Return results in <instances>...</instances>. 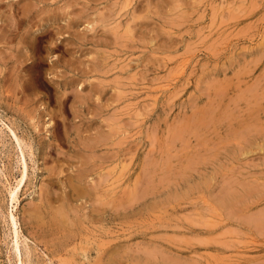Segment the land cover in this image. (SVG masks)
Wrapping results in <instances>:
<instances>
[{"label": "rangeland", "instance_id": "1", "mask_svg": "<svg viewBox=\"0 0 264 264\" xmlns=\"http://www.w3.org/2000/svg\"><path fill=\"white\" fill-rule=\"evenodd\" d=\"M50 2L69 17L87 9L70 29L67 18L49 21L66 27V51L22 48L27 62L43 59L31 71L11 57L17 40L0 41V58L11 57L0 59V264H264V227L242 220L264 211V101L229 99L264 100V0ZM42 5L35 33L45 28ZM238 119L256 125L254 137L237 133ZM102 133L86 184L106 175L113 209L91 217L92 202L79 199L71 217L81 223L55 230L48 213ZM229 190L250 195L222 205Z\"/></svg>", "mask_w": 264, "mask_h": 264}, {"label": "bare ground", "instance_id": "2", "mask_svg": "<svg viewBox=\"0 0 264 264\" xmlns=\"http://www.w3.org/2000/svg\"><path fill=\"white\" fill-rule=\"evenodd\" d=\"M3 1L5 0H0V41L4 42V43H9L12 42L13 40H17V43L19 44L18 46H16V48H12L13 50H17L16 53L12 54L11 57H16V59H20L22 63H26V66L28 67L29 70L33 71L34 69H38L42 66L43 63V59H39V60H32L31 62H27L28 60H30V57L25 54L22 51V48L24 47H30L34 50H38V51H42L43 48L47 49L48 51H55V49H62L63 51L67 50L68 44L70 43H66L65 42V36L66 34H64L66 29H70L71 27H75L77 26L76 24L78 23V20L81 18V16H83L81 13H83V11H86L87 9L84 8L82 10L79 11L78 15L76 17H69V12H65L64 8L60 5H57V8H55L53 10V12L51 11L52 9H50L51 7V2L50 0H23L24 2L21 3V1H16L13 0V2L11 3V7L8 5L7 10L8 11H2L1 8L3 7ZM8 1V0H7ZM36 1V2H34ZM77 1V0H76ZM72 2V1H71ZM9 3V2H8ZM7 3V4H8ZM40 3H42V7L44 6L46 8V6H49L48 9H44L42 10L41 13H39L40 16V22H43L42 25L45 26V28L41 29L42 31L39 33H35V31L32 29V27L35 25L36 23V19H34V13L35 11H37L38 13V9L37 7L40 6ZM77 3V2H76ZM39 8V7H38ZM40 10V11H41ZM62 10V11H61ZM39 11V12H40ZM76 13V12H75ZM86 14V13H85ZM60 17L63 18H67V28L63 29L60 27H56L54 24H51V22L49 23V21L55 20L57 21V19H59ZM38 18V17H37ZM106 17L104 16L102 19H100L102 22H104L106 19ZM60 20V19H59ZM46 21V22H44ZM39 22V21H38ZM37 22V23H38ZM93 26V25H92ZM91 26V27H92ZM63 27V26H62ZM123 32V31H122ZM64 34V35H63ZM53 39L56 40V47H52L50 44L53 43ZM60 40V41H58ZM0 42V43H2ZM55 46V45H54ZM1 54V53H0ZM10 55H6V53L4 55H2L1 59V63H6L7 59L11 58ZM59 61V57L56 60V63H58ZM55 63V64H56ZM56 66V65H55ZM120 68V67H119ZM252 69V68H251ZM2 71V70H1ZM0 71V73H1ZM14 72V71H13ZM39 72V71H38ZM32 74V73H31ZM33 76V75H32ZM34 76H36L34 74ZM38 78V77H37ZM107 82V81H106ZM111 82V81H110ZM256 91V90H255ZM259 95V94H258ZM220 97V96H218ZM262 95L261 97L256 96H246V95H235L232 96L231 98H229L231 100L232 103H236V104H240V103H244L247 101V105L248 104H252V105H256V102L261 103L264 100L262 99ZM228 100V97H220L219 99H217V102L219 103H225ZM229 101V100H228ZM228 104V103H227ZM229 105V104H228ZM227 105V106H228ZM239 106V105H238ZM219 107V106H218ZM249 107V106H248ZM246 107V108H248ZM252 107V106H251ZM251 107H249L250 109H245L244 110L248 111V110H252ZM260 108V107H259ZM253 109H255L257 111V108L254 107ZM263 109V108H262ZM259 110V109H258ZM240 111V110H239ZM230 112V111H229ZM244 112V111H243ZM254 113V112H253ZM257 115L258 113L255 112ZM255 113L254 116L249 115L250 111L248 114H246L247 116L255 117ZM222 115V114H221ZM242 115V114H241ZM213 117V116H212ZM243 117V116H242ZM204 118V117H203ZM222 118V117H221ZM235 118V117H234ZM241 118V117H239ZM256 118V117H255ZM206 120V119H205ZM240 122L238 123V126H240L241 128L238 130V134L242 135L246 134L249 135L251 133L252 130H254L250 124H246V122L241 121V119H238ZM222 122V120H221ZM245 123V124H244ZM89 124V123H88ZM256 124V123H255ZM233 126V125H231ZM108 127V126H107ZM232 128V127H231ZM113 129V128H112ZM183 131V130H182ZM232 131V130H230ZM234 131V130H233ZM232 131V132H233ZM106 132V131H105ZM111 132V131H110ZM202 132V131H201ZM204 132V131H203ZM199 134L200 136L205 135L204 133ZM234 133V132H233ZM103 134V133H102ZM101 134V135H102ZM106 134V133H104ZM103 134V135H104ZM252 137H254V133H251ZM110 135V133H109ZM178 135V134H177ZM182 135V133H181ZM179 135V138L180 136ZM91 136H93L91 134ZM236 136V135H234ZM244 136V135H243ZM246 136V135H245ZM251 136V135H250ZM176 138V140H181L177 139L178 137H176V134L173 136ZM182 137V136H181ZM205 139V137H202ZM201 138V139H202ZM246 138V137H245ZM244 138V139H245ZM249 138V137H248ZM108 139V134L105 135V137H99L98 135L93 137L91 139L90 142H87L85 144V151L86 152H90V154L85 153V152H80L81 155V159H82V164H84V166L86 165L85 169H79L80 171H78L75 175H71L68 178L67 181V186L69 187L67 192L64 194V199H63V203L61 205V207H59L58 209L52 210V213H48V216L50 214V218L49 219V224L56 228L55 230L58 229V231L60 230H65L67 228L68 231L72 232V227L71 226H77L79 225V222L81 221L78 220L79 218L75 217L76 215L78 216L79 214H77L78 207L73 204L74 201H77L79 199L85 198L87 200L90 201V203L92 204V207L90 209L91 212V217H93L94 213H101V214H105L111 211L112 206H113V194L114 191H112L111 186L109 185V187H105L102 183L103 182H107L109 181V178L106 177L105 175V180L99 181V183H92L91 187L88 184H86L87 180L90 178L89 176V172H87L90 168H87V165H90L91 160L94 159V156H96V154L94 153L97 148L101 145V144H106V141ZM111 139V138H110ZM200 139V140H201ZM207 139V138H206ZM106 140V141H105ZM172 142L174 141L173 138H171ZM183 140V139H182ZM247 140V139H246ZM111 141V140H110ZM109 141V142H110ZM119 141V140H118ZM206 141V140H205ZM203 141V142H205ZM176 141H174L175 143ZM181 142V141H180ZM189 142V141H188ZM201 143V142H200ZM208 142H205V144ZM204 144V143H203ZM204 144V145H205ZM115 145V144H113ZM112 146V145H111ZM173 146V145H172ZM226 146V145H225ZM100 148V147H99ZM98 148V149H99ZM171 148V147H170ZM78 149V148H77ZM178 149V148H177ZM206 149V148H204ZM211 149V148H210ZM209 149V150H210ZM203 150V149H202ZM208 151V149L206 150ZM205 151V153H206ZM105 154V153H104ZM208 156V154H206ZM205 155V156H206ZM104 158V157H103ZM173 158V157H172ZM104 160V159H103ZM188 160V159H187ZM94 163V162H93ZM169 163L171 164V162L168 161V165ZM157 164V163H156ZM176 164V163H175ZM165 164H163L162 168L165 169ZM171 167V165H170ZM170 167L168 168V170L170 169ZM173 167V166H172ZM171 167V168H172ZM190 167V166H189ZM188 168V167H187ZM186 168V170H187ZM23 169V168H22ZM175 169V168H174ZM191 169V168H190ZM172 170V169H171ZM162 171V170H161ZM184 171V170H183ZM163 172V171H162ZM166 172V171H165ZM26 173H27V165L26 162H24V169L22 171V176L21 178H19V181H17V185L14 187V189L11 191V195L12 198L11 200H16V193L17 190L20 189V186L22 185L25 177H26ZM93 173V172H91ZM184 173V172H183ZM177 175V174H176ZM104 176V175H103ZM164 176V175H163ZM52 177V176H51ZM88 177V179H87ZM102 178V177H101ZM93 182V181H92ZM65 183V182H64ZM110 183V182H109ZM227 185V184H226ZM245 185V184H244ZM226 187V186H225ZM255 188V187H254ZM124 189V188H123ZM11 190V189H10ZM115 190V189H114ZM116 191V190H115ZM126 191V190H125ZM231 191V190H229ZM19 192V191H18ZM134 193V192H133ZM229 193V192H228ZM135 194V193H134ZM250 195L249 192H241V191H231L229 194H227V196H225L226 198L223 201L222 205H230L231 203H233L232 205L236 204V203H240L242 200L244 201L245 199L243 198H247L246 195ZM132 196V194H130ZM136 195V194H135ZM134 195V196H135ZM138 195V194H137ZM139 197V196H138ZM114 198L116 199L117 197L114 196ZM117 200V199H116ZM124 200V199H123ZM123 200H121L120 202H123ZM128 201V199H126ZM124 200V204H126V202ZM43 202V201H41ZM130 202V201H129ZM94 203H96V205H94ZM122 204V203H121ZM59 205V206H60ZM116 205V204H115ZM80 208V207H79ZM237 209V208H236ZM34 212V211H33ZM41 208H39L36 211V214H39L40 222L43 221V219L41 218L42 213H41ZM73 212V215L76 214L75 216L71 217V213ZM99 213V214H100ZM32 214V212H31ZM35 215V214H34ZM41 215V216H40ZM33 216V215H32ZM46 216V215H45ZM233 216V215H232ZM44 217V216H42ZM10 219H11V225L13 226V230H14V242H15V246L17 247L18 245V238H19V232L17 229L18 226V222L16 220V216L15 214L12 212L10 214ZM241 219V218H240ZM92 220V219H90ZM242 220L245 222L246 225L248 226H252V227H256V228H263L264 227V211H262L261 213H257L255 215H247V216H243ZM45 221V220H44ZM47 222V221H46ZM243 222V223H244ZM81 223V222H80ZM39 224V223H38ZM37 224V225H38ZM84 224V223H83ZM43 225V224H42ZM49 225V226H50ZM53 229V228H52ZM53 231V230H52ZM107 252V251H106ZM114 252V251H113ZM20 256V255H19ZM108 259L111 260L113 258V254L111 253V251H108V255H107ZM22 259H19V264H22Z\"/></svg>", "mask_w": 264, "mask_h": 264}]
</instances>
